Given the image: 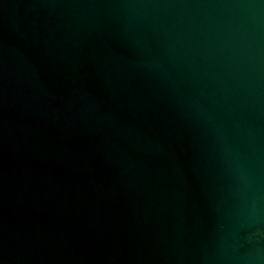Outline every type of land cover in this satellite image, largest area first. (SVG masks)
<instances>
[{
	"label": "water",
	"instance_id": "water-1",
	"mask_svg": "<svg viewBox=\"0 0 264 264\" xmlns=\"http://www.w3.org/2000/svg\"><path fill=\"white\" fill-rule=\"evenodd\" d=\"M0 264H264V0H0Z\"/></svg>",
	"mask_w": 264,
	"mask_h": 264
}]
</instances>
